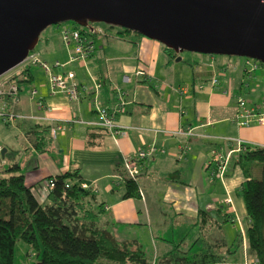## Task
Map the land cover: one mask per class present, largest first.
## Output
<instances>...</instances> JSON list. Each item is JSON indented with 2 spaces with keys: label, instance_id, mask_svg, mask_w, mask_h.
Here are the masks:
<instances>
[{
  "label": "crops",
  "instance_id": "obj_1",
  "mask_svg": "<svg viewBox=\"0 0 264 264\" xmlns=\"http://www.w3.org/2000/svg\"><path fill=\"white\" fill-rule=\"evenodd\" d=\"M58 31L46 28L31 53L50 65L59 62L52 72H72L86 90L78 102H70L50 92L48 77L38 66L23 67L29 69V82H15L20 94L13 110L19 118L9 125L0 122V179L16 165L25 185L44 202L49 178L76 173V181L92 195L98 225L118 242L136 240L147 259L167 254L177 243L187 247L195 242L191 254L213 250L218 255L213 264H242L244 254L249 257V218L238 190L248 176H259L260 166H240L237 156L245 146L264 148V122L252 118L239 126L234 117L241 97L264 118V66L250 80L245 79L244 59L241 65H219L213 57L196 58L187 68L179 63L182 54H177L178 61L170 59L157 41L97 24L86 28L93 53L70 61L72 43H64ZM213 76L219 80L215 87L209 86ZM22 84H31L35 95L22 92ZM198 84L203 88H192L188 96L176 92L179 85ZM119 93L124 94L123 105L114 120L125 135H111L100 129L95 108L112 112L121 101ZM36 124L48 125L49 132L55 124L63 126L54 138L49 133L48 151L33 145L34 129H41ZM150 147L155 154L138 167L139 198L123 199V159ZM219 163L224 173L214 178L211 172ZM200 213L208 224L199 221ZM228 225L238 228L234 237L225 236Z\"/></svg>",
  "mask_w": 264,
  "mask_h": 264
},
{
  "label": "trees",
  "instance_id": "obj_2",
  "mask_svg": "<svg viewBox=\"0 0 264 264\" xmlns=\"http://www.w3.org/2000/svg\"><path fill=\"white\" fill-rule=\"evenodd\" d=\"M74 28L89 34L86 28L76 25ZM118 30L121 35L137 34ZM162 47L170 59L178 56L173 50ZM28 77L29 69L22 68L11 79L19 84L29 82ZM36 127L41 129H34L33 145L40 152L48 151L49 126L36 124ZM237 163L260 166L259 177L248 176L238 194L249 218L245 230L249 259L264 264V148L245 146L238 153ZM7 172L10 175L0 179V264H13L14 246L19 241L37 252L36 261L31 264H151L136 240L118 242L108 229L98 225L97 213L90 202L92 195L81 188L76 173L54 178V187L45 201L39 202L25 185L24 176L18 173L16 165H10ZM122 180V198H139L137 179L129 178L124 171ZM202 219L208 224V217L200 213L199 221ZM181 243L158 256L154 264H213L218 261L213 250L191 254L195 242L187 247Z\"/></svg>",
  "mask_w": 264,
  "mask_h": 264
},
{
  "label": "water",
  "instance_id": "obj_3",
  "mask_svg": "<svg viewBox=\"0 0 264 264\" xmlns=\"http://www.w3.org/2000/svg\"><path fill=\"white\" fill-rule=\"evenodd\" d=\"M64 22L130 30L176 54L264 65V0H0V76L34 50L46 28Z\"/></svg>",
  "mask_w": 264,
  "mask_h": 264
},
{
  "label": "built area",
  "instance_id": "obj_4",
  "mask_svg": "<svg viewBox=\"0 0 264 264\" xmlns=\"http://www.w3.org/2000/svg\"><path fill=\"white\" fill-rule=\"evenodd\" d=\"M62 40L66 44L72 43L73 54L70 58V61H83L88 58L94 51V45L90 40H88L86 34L81 33L76 28L72 30H64L62 32ZM31 65L38 66L46 73L49 82V89L52 94H61L70 102H78L81 93L86 90L85 87L76 83L74 74L72 72L60 74L52 72L53 68L59 67L61 65L59 62H54L51 65L47 64L46 62L39 60L34 54L30 52L17 67L21 69L23 67ZM258 66H260L259 62L253 59L244 58L245 74L250 75ZM9 72H11V70L0 76V100L3 101L2 107L0 108V122L4 125H9L19 118V116L13 110L15 106L19 104V87L15 83V81L11 79V77L15 73L10 74ZM136 74L142 75L143 73L137 72ZM123 81L128 82L129 78L127 76H124ZM217 85H219V80L213 76L209 81V86L215 87ZM192 88L201 90L203 88V85L198 84L194 87L190 85H179L176 88V92L181 96H188ZM222 93L227 95L228 91L223 90ZM119 94L121 101L112 112H109L105 108H95V111L99 117V127L111 135H125V132L118 127L117 123L114 120V114L120 112V106L123 105L122 98L124 94ZM31 95H35L34 90H31ZM7 100L9 101L7 102ZM37 104L38 106L43 107L40 102H38ZM237 105L239 108V112L234 117V122H236L237 125L246 126L252 118H254L257 123L262 124L264 122V118L262 116H257L254 113L253 108H248L245 106V100L243 98H237ZM60 131H63V126L61 124L53 125L50 128V137L54 138ZM154 154L155 148L150 147L148 150L137 151L132 157L124 158L122 167L126 172V175L133 180L137 179L139 173L138 167L140 162L148 157L153 156ZM223 173L224 166L222 163H219L218 166L211 172V175L214 178H221L223 176ZM54 181V178H49L44 183L47 193L54 187ZM65 187L68 188L69 185L66 184ZM81 188L85 189V186L81 185ZM242 264L256 263L249 261V259H247V255L244 254Z\"/></svg>",
  "mask_w": 264,
  "mask_h": 264
},
{
  "label": "rangeland",
  "instance_id": "obj_5",
  "mask_svg": "<svg viewBox=\"0 0 264 264\" xmlns=\"http://www.w3.org/2000/svg\"><path fill=\"white\" fill-rule=\"evenodd\" d=\"M93 25H95V24H93ZM97 25H99V26H102V27H107V28H109L107 25H105V24H101V23H99V24H97ZM74 26H75V24L74 23H72V22H64V23H61V24H57V25H52V26H49L48 28H50V29H57V28H59V31H58V33L60 34L59 35V37H60V39L62 40V34L60 33V31L62 30V29H67V30H72V29H74ZM115 28V27H114ZM115 29H120V28H115ZM46 30V29H45ZM35 50H37V48H35ZM180 54H182V56H183V58H184V60H182L181 62H179L180 64L182 63V64H184V66H186L187 68L189 67V65L188 64H191L192 63V61L194 60V59H196V58H209V57H213V58H215L216 60H220V63H219V65H221V64H226V63H228V62H230V63H237V64H239V65H241L242 63H243V59L244 58H242V57H232V56H222V55H203V54H198V53H191V52H182V53H180ZM181 56V55H180ZM181 64V65H182ZM218 65V64H217ZM261 66H264V65H261ZM35 67H33V69H34ZM260 69H261V67H259ZM263 68V67H262ZM16 69H18V67L16 68L15 67V69H13V70H11V72H9L10 74H12V73H14V72H16L17 73V71H15ZM264 69V68H263ZM257 70V69H256ZM255 72V70L252 72V74ZM261 71L259 70V71H257V74H256V76L257 75H261V73H260ZM15 73V74H16ZM251 74V75H252ZM262 76H264L263 75V73H262ZM250 77L251 76H247V75H245V79L247 80H250ZM257 78H259V77H257ZM252 80V79H251ZM258 80H260V78L258 79ZM256 84L257 85V83L256 82H252V81H250V85H253V84ZM30 85L31 84H22L21 85V88H22V92H24V89H28L29 90V92L31 91V89H29L30 88ZM253 86H255V85H253ZM256 87H259V85H257ZM20 94V93H19ZM229 95V94H228ZM263 98H264V95H263ZM1 124V123H0ZM0 126H2V125H0ZM258 166V165H257ZM256 177H259V176H256ZM226 229H224L223 230V232H224V234H225V236H228V237H234L235 236V232L237 231V227L235 228V227H232L231 225H228V226H226L225 227ZM207 242H209V244H211L212 242H214L213 241V237H212V235L210 236H208L207 237ZM246 242V241H245ZM246 246H247V243H246ZM194 250H196V249H194ZM193 250V251H194ZM36 257H37V252L35 251V250H33V249H31L30 247H28L25 243H23V242H21V241H19V242H17L16 244H15V246H14V256H13V264H31V263H34L35 261H36ZM156 258L157 257H153L152 259L151 258H149L148 260L151 262V264H154L155 263V260H156ZM247 259H249V257H247ZM249 261H252V262H254V263H257V260H254V259H249Z\"/></svg>",
  "mask_w": 264,
  "mask_h": 264
},
{
  "label": "bare ground",
  "instance_id": "obj_6",
  "mask_svg": "<svg viewBox=\"0 0 264 264\" xmlns=\"http://www.w3.org/2000/svg\"><path fill=\"white\" fill-rule=\"evenodd\" d=\"M15 69V68H14Z\"/></svg>",
  "mask_w": 264,
  "mask_h": 264
}]
</instances>
